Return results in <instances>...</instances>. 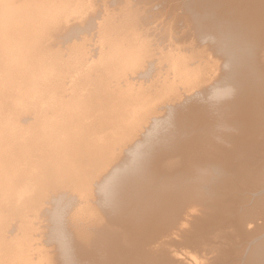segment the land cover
Returning a JSON list of instances; mask_svg holds the SVG:
<instances>
[{
    "label": "bare ground",
    "instance_id": "bare-ground-1",
    "mask_svg": "<svg viewBox=\"0 0 264 264\" xmlns=\"http://www.w3.org/2000/svg\"><path fill=\"white\" fill-rule=\"evenodd\" d=\"M247 213L264 0H0V264H264Z\"/></svg>",
    "mask_w": 264,
    "mask_h": 264
},
{
    "label": "rangeland",
    "instance_id": "rangeland-1",
    "mask_svg": "<svg viewBox=\"0 0 264 264\" xmlns=\"http://www.w3.org/2000/svg\"><path fill=\"white\" fill-rule=\"evenodd\" d=\"M260 181H262V180H260ZM244 198H245V197H242V196L240 197L239 202L241 201V204H240L239 202H238V204L236 203V204L238 205V208L241 207V206H239V204L242 205V204H243V201H244V204H243L242 206H245V204H246V206H247V204H248V206H250L249 204H251V203L253 202V203L251 204V206H254V210L257 209L255 206H258V207H259V206L261 205V203H260V204L258 203V202H260V201H258V200L256 201L257 204H256V202H255V204H256V205H255V204H254V199H253V200H252V199H251V200H248V199L245 198V200H242V199H244ZM246 200H248V202H247ZM258 204H259V205H258ZM237 205H236V206H237ZM261 206H262V205H261ZM261 206H260V207H261ZM260 207H259V208H260ZM257 211H259V209H258ZM253 213H254V212H253ZM254 215H256V216H254ZM259 215L261 216V214H258V215H257V214H248V213L245 214V216H244V218H243L242 227H243L244 229L247 227V228L250 229L251 231L253 230L252 232L257 233V232H258L257 230H258L259 226H263V225H264V215L262 214L261 217H260ZM249 216H250V217H249ZM251 216H252V217H251ZM253 216H254V217H253ZM247 217H249V218H248L249 220H248V219L245 220ZM256 217L259 218V219H257ZM252 219H257V220H260V221L263 219V220H262L263 222H262V223H261V222L259 223V221L257 222V221H255V220H253V221H254V222H253ZM245 221H246V223H247L246 225H245ZM248 221H249L250 223H249ZM251 222H252V223H251ZM248 223H249L250 225H248ZM255 223H256V224H255ZM257 223H258V225H257ZM252 224H253V226H251ZM262 224H263V225H262ZM244 225H245L246 227H245ZM247 225H248L249 227L251 226V228H252V227H253V228L251 229V228H249ZM256 226H257V228H256ZM261 228H262V227H260V229H261ZM256 231H257V232H256Z\"/></svg>",
    "mask_w": 264,
    "mask_h": 264
}]
</instances>
